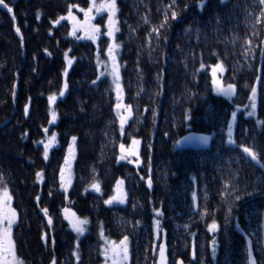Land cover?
<instances>
[{"label":"trees","instance_id":"obj_1","mask_svg":"<svg viewBox=\"0 0 264 264\" xmlns=\"http://www.w3.org/2000/svg\"><path fill=\"white\" fill-rule=\"evenodd\" d=\"M87 1L6 0L13 13L0 8V189H9L18 213L13 230L18 258L23 264H52L53 258L57 264H100L102 231L110 240L128 237L131 264H155L154 219H159L166 264H249V250L255 264H264V5L206 0L201 10V0H174V6L173 0H116L123 103L132 114L122 135L113 84L97 67V49L103 58L108 47L105 36L95 45L70 36L66 20L53 25L68 15L70 4L74 14L86 9ZM172 11L178 13L175 20ZM65 52L75 58L66 77ZM218 62L226 72L221 83L236 86L231 97L213 92L208 70ZM254 84L256 118H251L246 105ZM53 94L57 119L50 124ZM45 128L48 136L57 134L47 160L39 143ZM189 133L208 136L206 149L176 148ZM74 136L75 180L66 198L60 168ZM133 139L140 141L138 166L117 159L120 145ZM243 147H250L258 162ZM94 180L98 194L89 191ZM117 180L124 181L125 203L106 205ZM44 208L53 220L51 230ZM65 208L88 220L77 250ZM213 220L214 233L208 230ZM46 233L47 242L41 239Z\"/></svg>","mask_w":264,"mask_h":264},{"label":"snow or ice","instance_id":"obj_2","mask_svg":"<svg viewBox=\"0 0 264 264\" xmlns=\"http://www.w3.org/2000/svg\"><path fill=\"white\" fill-rule=\"evenodd\" d=\"M221 3L224 2V0H220ZM261 5H264V0H259ZM206 4V0H201V10L203 9V6ZM173 6H174V0H173ZM75 7V5H69L68 6V15L67 16H61L57 20L53 21V25H57L60 23L61 20L68 19L73 22V30L69 33L70 36H76V32L79 30H82L84 26L77 27L78 22L76 21L75 16L72 14V8ZM0 8L6 9L8 13H13V8L9 6V3L6 2V0H0ZM101 10H106L108 12V23L107 28L108 31L104 33V35H107L113 42L109 44L108 50L106 55L108 56L109 60L111 61V69L108 71V65L104 64L103 61L100 60L99 56V48L97 49V67L100 68L101 65H103L106 72H108L109 75L112 76V82L115 86V90L117 93V104H116V114L117 117L120 119V129L121 134L123 135L124 132V125L127 123V118L131 117V108L130 106H127V117L121 115V109L125 106L122 103L123 100V89L120 85V65L117 63V56L119 55V48L121 47L120 44L115 42V34L120 31V28L118 26L119 22L116 18V14L119 11L117 8L116 0H108L106 4L100 5L97 7V12H100ZM83 11V9H81ZM91 9H89V12ZM89 12H85V16L87 18L86 24H87V32L86 36L84 38L90 39L95 43L99 36L101 35L100 29L96 27L95 25H91V19L92 17L89 15ZM262 15H264V10H262ZM40 14L37 13V19H39ZM13 20H15V15L12 16ZM178 18L177 11L171 12V19L175 20ZM168 21V16H165L164 23L161 24L160 27H164ZM257 23H260V19L257 18ZM153 32H157L159 35L158 29L153 28ZM17 35H20V29L16 28ZM77 39H80L81 37L76 36ZM249 45L251 44V41L247 42ZM21 44L23 45V37L21 36ZM250 51V48H249ZM261 52H264V48H261ZM246 55L248 52L246 51ZM66 67L64 69L63 75L66 77L68 74V69L72 66L73 60L75 58H69L68 52H65L64 54ZM204 65L201 64V69H203ZM219 72V77L217 73ZM224 72V68L221 63H217L212 67V83H213V90L218 95L228 96L231 97L235 95L236 86L229 83L226 86L221 83V78ZM260 69H257V76L256 81H261V76L259 75ZM104 72H101V75H104ZM99 79V77H98ZM95 83V81L93 82ZM67 89V82L65 81L64 86L61 88L59 95L62 97L65 93V90ZM13 95H15V84L13 85ZM57 100V96L55 94L50 95L48 97L49 102V115L51 119L49 120L50 124H54L57 119V113L53 109V104ZM256 100H257V86L254 84L251 86L250 90V96H249V104L246 105V107H250L251 111L247 113L248 116H254L256 112ZM29 106L26 104L24 108L25 115H28ZM188 118L187 115L185 117ZM237 118V113L234 111L232 113V119L228 123V134L229 137H231L232 134V128L233 124L235 123ZM261 123V122H258ZM45 134H47L48 129H44ZM27 135V133H25ZM56 136L57 134L55 132L52 133L50 137H47L46 135V142L40 141L39 143L44 144V159H48V153L50 148H52L55 145L56 142ZM204 142L205 144L208 141V137H201L199 138ZM75 142L76 137H72L71 143L68 147V155H66L64 160V165L60 168V179H61V188L64 190L65 193H67L68 186L71 183L70 179V172H71V159H74L75 157ZM229 142H232L231 139ZM179 143V142H178ZM140 144L139 140L133 139L132 145L129 149H125V146L123 144L120 145L121 149V155L117 158L118 161L120 160H128L129 163H133L131 159H128L130 156H136L135 163L138 165L140 163L139 155H138V146ZM243 152L249 156L253 161L258 162L257 154L252 151L250 147H243ZM69 173V178L67 181H65V173ZM37 182L43 181V172L38 171L36 173ZM149 187H151V179L148 180ZM91 189L100 192V184L99 181L94 180V182L90 185ZM116 195L112 196L110 199L105 200L104 203L106 205H110L113 203H125L126 200V193L124 191V181L123 180H117L116 182ZM67 198V197H66ZM237 200L240 199L239 196L236 197ZM37 200V206H39V195L36 197ZM196 200V194L193 193V201ZM11 201L12 197L8 192L7 187H3L0 189V264H21L20 261H18L15 257V245L12 240V229L13 226L16 224L17 220V214L16 211L11 207ZM41 211L44 213L45 218L47 219L49 229L51 230L53 226V220L51 216L48 213V209L44 208L41 209ZM155 216L160 217L162 213L159 210H154ZM64 212L67 213L68 209L65 208ZM72 219H69V216L65 215V219L69 220V224L72 228V230L77 234V237L83 235L86 231V225L88 224L87 218L80 219L79 217H76L75 213H72ZM139 223V222H138ZM154 227L157 232V238L159 237V232L161 230L160 221L159 219H154ZM218 229V225L216 224L215 220L211 224L208 225V230L210 232H216ZM101 239L104 240L105 247L103 249V254L105 255L106 261L108 259H111L113 261V264H124V261H127L128 259V237L125 236L120 242L119 245H115L114 242H111L107 240V238L104 236L103 232L101 231ZM42 240H45L47 242L48 234L46 233L41 237ZM53 246L55 245V240L52 239ZM213 245H215V239H213ZM159 252L161 256V264H165V244L160 243L159 244ZM215 252V248H213V253ZM73 255L78 257V252H74ZM52 264H57L55 258L52 260ZM177 264H182L181 261H177ZM249 264H255V261L252 260L251 250H249Z\"/></svg>","mask_w":264,"mask_h":264},{"label":"rangeland","instance_id":"obj_3","mask_svg":"<svg viewBox=\"0 0 264 264\" xmlns=\"http://www.w3.org/2000/svg\"><path fill=\"white\" fill-rule=\"evenodd\" d=\"M226 1H228V0H224V2H226ZM88 2V6H87V8L86 9H83V11H81V10H79V9H77V10H75V13L73 14L74 16H75V18H76V21L78 22V24H77V27H80V26H84V28L82 29V30H79V31H77L76 32V36H78V37H81L80 39L81 40H86V41H88V42H91V43H93V41L92 40H90V39H87V38H84L85 36H86V32H87V24H86V21H87V18H86V16H85V12H89V9H91V11L89 12V15L92 17V19H91V25H95L96 27H98L99 29H100V33H101V30H102V27H101V17H103L104 16V18H103V30H104V32L99 36V38L97 39V41L95 42V43H93V44H97V42L102 38V37H104L105 36V40H106V44L109 46V44L110 43H112L113 41L107 36V35H104V33H106L107 31H108V28H107V23H108V12L106 11V10H101L100 12H97V7H99L100 5H103V4H106L107 2H108V0H88L87 1ZM117 15H118V12H117V14H116V18H117ZM64 20H66L67 21V23L71 26V30H73V22L72 21H70V20H68V19H64ZM116 35V34H115ZM120 49V48H119ZM107 50H108V47H107V49L105 50V53H104V57L103 58H101L100 57V60L101 61H103L104 62V64H107L108 65V71H110V69H111V61L109 60V58H108V56L106 55V53H107ZM97 61V60H96ZM117 63H118V56H117ZM218 63H221V62H218ZM217 64V63H216ZM215 64V65H216ZM222 64V63H221ZM214 66V65H213ZM223 66V65H222ZM224 68V67H223ZM100 70H99V75L101 76V77H103V78H106V77H109L110 78V80H111V82H112V76L111 75H109L108 74V72H106L105 71V69H104V67H103V65H101V67L99 68ZM120 71V70H119ZM101 72H104L105 74L104 75H101ZM208 72H209V74H210V81H211V83H212V67L208 70ZM225 68H224V72H223V75H222V78H221V82H222V79L224 78V76H225ZM217 75H218V77H219V72L217 73ZM112 84H113V82H112ZM120 85H121V76H120ZM113 88H114V95H115V98H116V100H117V93H116V90H115V86H114V84H113ZM212 89H213V83H212ZM213 92H215L214 90H213ZM216 93V92H215ZM217 94V93H216ZM221 96H223V95H221ZM223 97H225V96H223ZM226 97H228V96H226ZM56 102V101H55ZM122 103H123V100H122ZM54 105V104H53ZM123 105H124V103H123ZM125 106V105H124ZM53 107V109H54V106H52ZM115 109H116V107H115ZM121 115H123V116H125V117H127V107L125 106L124 108H122L121 110ZM249 111H251V109H250V107H248V111H247V113L249 112ZM246 113V114H247ZM132 115V114H131ZM250 117V116H249ZM51 118V117H50ZM116 118H117V120H118V125H119V127H118V130L120 131V133H121V129H120V119L117 117V114H116ZM131 118V117H130ZM130 118H127V123L124 125V128L128 125V123H129V121L131 120ZM251 118H256V113H255V115L254 116H251ZM124 133V132H123ZM47 135V134H46ZM204 136V135H203ZM47 137H50V136H48L47 135ZM206 137V136H205ZM208 137V136H207ZM44 141L46 142V136H45V138H44ZM70 144V143H69ZM43 146H44V144H42ZM131 145H132V141L130 142V144H128V145H124L125 146V149L127 150V149H129L130 147H131ZM69 147V146H68ZM68 147H67V150H66V154L68 155ZM76 151V150H75ZM119 156L121 155V149L119 150ZM138 155H139V159H140V144H139V146H138ZM128 159H131L132 161H133V163H129L128 162V160L126 159V160H120L119 162H125V163H129L130 165L132 164V165H134V166H138L136 163H135V160H136V156H130V157H128ZM75 160H76V154H75V157H74V159H71V172H70V179H71V183H70V185L68 186V190H67V193H65L64 192V190L61 188V179H60V185H59V187H60V189H61V191L64 193V195H65V197L68 195V193L71 191V189L73 188L72 186H73V183H74V180H75V176H74V163H75ZM69 178V173H65V181H67V179ZM8 192H9V194L11 195V193H10V191H9V189H8ZM117 193H116V187H115V189H113V191L111 192V196L108 198V199H110L112 196H114V195H116ZM117 205H120V206H122L123 204H120V203H116ZM11 207H12V201H11ZM13 208V207H12ZM14 209V208H13ZM16 214H17V218H18V213H17V211H16ZM63 214H64V216L65 215H67V216H69V219H72V215L70 214V212H67V213H65L64 211H63ZM80 219H83V218H80ZM262 227H261V232H262V243L264 244V213H263V217H262ZM66 222H67V224H68V226H67V229L68 230H71L72 231V233L74 234V237H75V249L77 250V248H78V244H79V242L81 241V239L84 237V235L85 234H87L88 233V229H87V227H88V224L86 225V231H85V233L83 234V235H81V236H79V237H77V234L72 230V228H71V226H70V224H69V220H66ZM16 224H17V220H16ZM16 224L13 226V229H12V240H13V234H14V232H13V230H14V228L16 227ZM154 237H155V239H156V241H157V249H156V256H155V258H156V261H155V264H161V256H160V252H159V244L160 243H165V236H163V235H160L158 238H157V232H155L154 233ZM100 239H101V235H100ZM107 240H109V241H111V242H114V244L115 245H119V242L121 241H115V240H110V239H108L107 238ZM14 245H15V243H14ZM104 247H105V244H104V240L103 239H101V245H100V247H99V261H100V264H113V261L111 260V259H108L107 261H106V258H105V255L103 254V249H104ZM76 252H78V251H76ZM15 257H16V259L18 260V261H20L21 262V264H23L22 263V261L18 258V256H17V254H16V252H15ZM74 259H75V262H79V259H77V256L76 255H74ZM78 257H79V253H78ZM131 261H132V259H131V249H130V241H129V239H128V259H127V261H124V264H131ZM117 264H119V262H117ZM165 264H166V258H165Z\"/></svg>","mask_w":264,"mask_h":264},{"label":"water","instance_id":"obj_4","mask_svg":"<svg viewBox=\"0 0 264 264\" xmlns=\"http://www.w3.org/2000/svg\"><path fill=\"white\" fill-rule=\"evenodd\" d=\"M201 137H205L203 135L197 134V133H189L184 135L176 144V148L178 149H185V148H192V149H206V147L210 143V138L208 137V141L205 144L202 142ZM207 137V136H206ZM90 192H93L94 190L89 189ZM99 192L95 191V194H98ZM116 204V203H114Z\"/></svg>","mask_w":264,"mask_h":264},{"label":"flooded vegetation","instance_id":"obj_5","mask_svg":"<svg viewBox=\"0 0 264 264\" xmlns=\"http://www.w3.org/2000/svg\"><path fill=\"white\" fill-rule=\"evenodd\" d=\"M114 204V203H113Z\"/></svg>","mask_w":264,"mask_h":264}]
</instances>
